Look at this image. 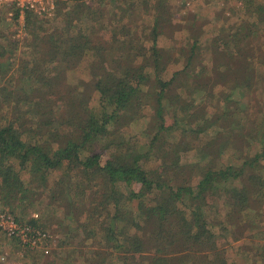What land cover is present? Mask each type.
Returning a JSON list of instances; mask_svg holds the SVG:
<instances>
[{"label":"rangeland","instance_id":"obj_1","mask_svg":"<svg viewBox=\"0 0 264 264\" xmlns=\"http://www.w3.org/2000/svg\"><path fill=\"white\" fill-rule=\"evenodd\" d=\"M41 1L46 12L39 14L32 10L18 9L17 0H0V43L6 45L0 54L4 75L11 73L7 70L10 64L14 63L13 67L19 64L17 58L30 61L29 55L20 53L26 48L19 42L27 35L24 27L26 12L35 14L37 21L41 18L48 21L49 24L43 22L44 28H61L64 24L65 13L71 2L64 4V0ZM186 1L190 2V5L185 8L184 0H165V7L160 8L154 0H123L121 9H117L112 0H85L90 10L98 13L92 20L76 24L90 35L95 33L91 35L93 48L85 52L79 63L67 70L64 76L68 86L82 85L79 90L86 98L88 106L96 108L99 104V94L93 82V73L108 75L123 71L132 59L144 63L145 58L138 55L149 58L153 33L156 35L159 54L161 53L166 61L161 74L164 79L183 68L190 53L194 54L195 72H200L205 65H210L212 52L223 47L225 40L221 37L233 36L235 41L231 44H237L234 53L240 51L243 58L233 62L232 72L235 73H231L241 76L233 80L248 84V92L236 88L232 93L233 100L239 103L236 109H232V114L228 113L233 121L229 129L234 130H222L219 125L218 128L210 129L206 136H214L218 129L221 136L214 138L224 140L221 151L214 155L210 153L211 156L208 157H213L211 169L231 167L236 175L216 178L213 181L214 190L205 192V200L200 201L199 205L193 204L187 197H183L179 203L168 199L173 202L170 203L174 213L169 216L172 225H185L193 217L191 212L201 209V218L207 223V232L213 235V245L198 249L196 241L186 240L185 233L169 231L170 222L164 226L166 232L155 235L162 227L159 229L157 226H151L152 223L146 224L145 214L139 211L138 204L141 201H144L145 206L162 204L168 201L166 193L159 192L161 188H157L156 191H146L144 196L131 197V188L138 189L139 185L129 188L123 181L115 185L120 191V199L116 203L109 202L107 212L103 209L98 214L99 207L95 209L92 208L95 206H92L89 213L96 216L95 222H92L94 217L91 215L87 219L88 212L83 211L79 215V223H73L69 217L71 213L66 212V204H61L52 190L55 181L62 175L61 171H55L48 176L47 186L41 189L43 195L40 200L29 208L26 215V219L37 215L40 219L44 215L46 220L52 223L48 225L43 221L52 241L33 252L23 249L16 241L7 237V234L0 232V264H34V259L36 264H96L98 257L92 251H98L101 256L98 264H125L116 260L115 252L118 249H115V243L117 239L123 241L129 230L143 237L151 233L144 239L147 248L143 251L141 264H264V0H195L194 3L193 0ZM10 40L13 43L18 40L17 48L12 49L11 44L7 45ZM249 49L253 51L244 56L245 51ZM251 55L260 75L253 67L246 65L245 58L251 59ZM146 70L149 74L158 73L152 71V65ZM203 73L204 76L197 78V81H205V76L213 75L210 67L204 69ZM12 85L14 88L13 83ZM19 88L28 90L29 86L23 83ZM184 100L190 104L194 103L188 105V108L206 101H198L191 96ZM57 105L51 104L54 107V119ZM167 106L168 103L164 102L162 110ZM140 111L137 120L120 127L124 147L118 148L117 153H123L125 150H132V154L143 153L142 167L155 170L163 177L169 185L168 191L175 190L176 186L181 184L194 188L205 168L192 172L188 170L190 164L205 160L202 158L203 149L181 151L179 156L171 154L168 143L178 136L176 131L166 129L163 136L156 140L152 138L161 121L166 119L165 124L170 125L177 120L173 116L174 113H163L160 120L157 119L154 109L144 106ZM185 119L184 116L177 123L180 127L177 133L182 131L181 128L189 129ZM226 128L228 129V126ZM60 129L64 131L63 127ZM116 129L115 126L112 132ZM197 129L200 131L202 128L198 127L192 132L197 133ZM238 131L242 132L240 137H236L240 134H236ZM204 135V132L200 133L201 144ZM113 149L108 148L107 155H110ZM177 157L178 163L174 162ZM190 173L192 175L187 176ZM73 177L72 181L76 180V176ZM101 182L102 180L96 187L98 191L105 189ZM98 193L95 199H98ZM75 198L77 204L89 202L84 197ZM183 217L187 221H184ZM101 222L105 227L112 226L106 234ZM133 222L138 223V226ZM67 225L71 230L68 239L70 244L62 247L60 242L67 235ZM106 237H110V244L106 242ZM201 240L204 247L208 240L207 234L203 233Z\"/></svg>","mask_w":264,"mask_h":264},{"label":"trees","instance_id":"obj_2","mask_svg":"<svg viewBox=\"0 0 264 264\" xmlns=\"http://www.w3.org/2000/svg\"><path fill=\"white\" fill-rule=\"evenodd\" d=\"M112 1L117 9H121L123 0ZM154 1L158 7H165V0ZM65 2H71V5L65 13L66 22L63 20L64 24L61 28L57 26L44 28L43 22L49 24L48 21L43 18L37 21L35 14L25 13L24 27L27 35L19 42L26 49H22L20 53L29 55L30 61L17 58L19 64L16 67H13L14 63L10 64L7 70L11 73L8 75L2 73L4 69L0 62V82H2L0 84V210L12 215L17 221L28 223L46 233L43 246L48 241H52L43 221L48 225L52 223L46 220L44 215L40 219L38 215L26 219V215L29 208L40 200L43 195L41 189L47 186L48 176L55 171H61L62 175L55 181L52 190L55 191L61 204H66V212L71 213L69 217L77 224L79 215L83 211L88 212L87 219L90 217L89 210L92 206H95L92 207L95 209L99 207L98 214H100L103 209L107 212L109 202H118L120 191L115 185L120 181L125 182L129 188L139 185L138 189L131 188V197L144 196L146 191H156L157 188H161L158 191L166 193V200L179 203L183 197H187L193 204L199 205L200 201L205 200V192L214 190L213 181L216 178L236 175L231 167L221 170L211 169L213 157L210 159L208 157L211 156L210 153L214 155L221 151L224 140L214 138L221 136L218 129L214 136L206 135L210 129L218 128L219 125L222 130H234L229 129L233 121L228 113L232 114V109H236L239 103L233 100L232 93L236 88L248 92V84L233 80L241 77L232 74L235 73L232 72L233 62L243 57L240 56V51L234 53L237 44L236 42L231 44L233 40L235 41L232 35L221 37L225 40L223 47L216 48L212 52L210 65H205L200 72H195L194 54L190 53L183 68L164 79L161 74L166 61L161 53L159 54L156 35L153 33L149 58L138 55L145 58L144 63L132 59L123 71L108 75L93 73L99 104L96 108H91L79 90L82 85L68 86L64 74L79 63L85 52L93 48L91 35L95 33L88 34L78 28L76 23L90 21L98 12L90 10L85 0H64L63 3ZM9 42L7 45L11 44L12 49L17 48L18 40L14 43L11 40ZM5 46L0 43V54L3 53ZM252 51V49L246 50L244 56ZM245 61L248 67H253L258 75L261 74L253 63V55L251 59L245 58ZM150 65L154 67L152 71L158 73L149 74L146 69ZM208 67L213 75L205 76V81L202 79L197 81V78L204 76L203 70ZM11 82L14 88L11 87L13 86ZM23 83L28 84V90L19 88ZM189 96L197 98L198 101H206L188 108V105L194 104L184 102ZM164 102L168 103V106L162 110ZM51 104H58L55 119L54 107ZM144 106L154 109L157 119L162 120V114L168 111H172L174 118H177L170 125L165 124L166 119L164 122L161 121L158 125L159 129L152 138L156 140L163 136L166 129L176 131L178 136L168 143L171 154L179 156L181 151L192 148L203 149L202 158L205 160L190 164L188 170L192 172L195 169L205 168L204 174L194 188L180 183L181 186L178 185L175 190L168 191L169 185L162 179L163 177H160L155 170H146L142 167L143 153L132 154L130 153L132 150L117 153L118 148L124 147L120 127L127 122L137 120L141 114L140 109ZM184 116L189 129L181 128L182 131L177 133L180 128L177 123ZM115 126L117 129L112 132ZM61 127L64 131H61ZM198 127L202 129L200 131L197 129V133L192 132ZM201 132L205 133L202 144V139L199 137ZM222 133L224 134V131ZM239 133L240 131L236 132ZM241 133L236 137H240ZM98 144L100 146L97 147ZM108 148H114L110 155H107ZM178 161L177 157L174 162L178 163ZM72 175L76 176V180L72 181L74 178ZM189 175L192 174L187 176ZM100 180H102L101 185L105 187L102 191L96 189ZM97 193L98 199H95ZM75 196L87 198L89 202L77 204ZM169 200L156 206H145L144 201L138 204L139 211L145 214L143 220L146 224L152 223L151 226H157L159 229L160 226L162 227L155 235L166 232L164 226L170 222L169 216L174 213L171 204L173 202ZM87 203H89L88 208L85 209ZM118 214L119 211L116 219ZM191 215L193 217L190 221L183 217V220L187 221L185 225H172L170 222L169 231L185 233L186 240L196 241L198 249L213 245V235L207 232V223L201 218V209H195ZM91 217L93 218L94 214ZM53 219L55 220L54 217ZM95 221L96 216L92 222ZM101 223L104 226L103 222ZM133 224L138 226L136 222ZM110 227L112 228L110 225L104 226L105 234L109 232ZM141 228L144 229L143 226ZM66 232L67 235L60 242L62 247L70 244L68 239L71 230L68 225ZM203 233L208 237L204 247L201 240ZM150 235L149 232L143 237L131 230L127 231L123 241L116 240L115 249H118L115 252L116 260L125 264H141L143 251L147 248L144 239ZM7 237L17 242L13 235ZM106 242L110 244V237H106ZM27 250L36 252L37 249ZM92 253L98 257L96 263L98 264L101 257L99 252L92 251ZM33 262L36 264L35 259Z\"/></svg>","mask_w":264,"mask_h":264},{"label":"built area","instance_id":"obj_3","mask_svg":"<svg viewBox=\"0 0 264 264\" xmlns=\"http://www.w3.org/2000/svg\"><path fill=\"white\" fill-rule=\"evenodd\" d=\"M192 1V0H190ZM195 0L192 1L194 3ZM190 2L184 0V8L189 6ZM17 6L20 10H32L35 13H45V6L41 0H17ZM0 232L13 235L20 246L27 249H40L44 244L47 234L30 226L23 221H17L12 215L0 210Z\"/></svg>","mask_w":264,"mask_h":264}]
</instances>
